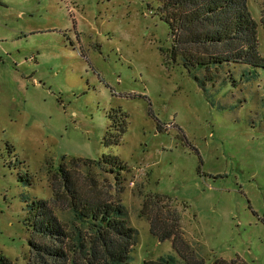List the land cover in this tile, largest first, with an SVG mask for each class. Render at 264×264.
Returning <instances> with one entry per match:
<instances>
[{"label":"rangeland","instance_id":"374dc122","mask_svg":"<svg viewBox=\"0 0 264 264\" xmlns=\"http://www.w3.org/2000/svg\"><path fill=\"white\" fill-rule=\"evenodd\" d=\"M160 6L0 0V254L31 264L25 218L36 199L73 228L62 164L81 194L126 206L132 264L183 260L151 229L176 213L178 233L209 263L264 264V68H188ZM249 7L264 55V0ZM118 108L127 131L107 145ZM106 155L127 167L113 171Z\"/></svg>","mask_w":264,"mask_h":264},{"label":"trees","instance_id":"16d2710c","mask_svg":"<svg viewBox=\"0 0 264 264\" xmlns=\"http://www.w3.org/2000/svg\"><path fill=\"white\" fill-rule=\"evenodd\" d=\"M160 1L162 18L170 25L173 55L180 56L188 68L226 62L264 68L259 24L252 15L249 0ZM110 116L112 125L105 143L119 144L127 131L128 115L118 108ZM103 158L113 166V171H116L114 167H127L119 156ZM60 171L76 222L72 229L67 228L48 200L36 199L29 203L25 221L31 231V264H132L137 230L129 223L126 206L119 199L81 194L72 187L62 164ZM151 221L152 232L162 241L172 238L183 260L170 254L145 260L143 264H249L240 257L215 258L209 263L197 256L178 233L180 216L177 213L171 223L154 218ZM0 264L17 263L0 254Z\"/></svg>","mask_w":264,"mask_h":264}]
</instances>
